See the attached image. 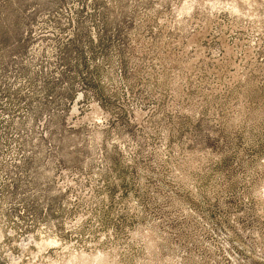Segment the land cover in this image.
Here are the masks:
<instances>
[{
  "label": "rangeland",
  "instance_id": "374dc122",
  "mask_svg": "<svg viewBox=\"0 0 264 264\" xmlns=\"http://www.w3.org/2000/svg\"><path fill=\"white\" fill-rule=\"evenodd\" d=\"M0 264H264V0H0Z\"/></svg>",
  "mask_w": 264,
  "mask_h": 264
}]
</instances>
